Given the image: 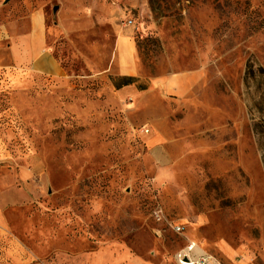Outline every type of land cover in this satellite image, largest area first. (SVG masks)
Returning <instances> with one entry per match:
<instances>
[{
    "label": "rangeland",
    "instance_id": "rangeland-1",
    "mask_svg": "<svg viewBox=\"0 0 264 264\" xmlns=\"http://www.w3.org/2000/svg\"><path fill=\"white\" fill-rule=\"evenodd\" d=\"M36 15L68 77L21 90ZM191 242L264 264V0H0V264H180Z\"/></svg>",
    "mask_w": 264,
    "mask_h": 264
},
{
    "label": "crops",
    "instance_id": "crops-1",
    "mask_svg": "<svg viewBox=\"0 0 264 264\" xmlns=\"http://www.w3.org/2000/svg\"><path fill=\"white\" fill-rule=\"evenodd\" d=\"M58 6L59 9L56 16L59 22L62 23L63 14H61V11L64 10L66 12V8H63V5ZM82 18L83 21H86L84 20L85 17H81V19ZM40 20L41 18H39V21ZM42 20L44 25V23L47 21V15L45 12L42 14ZM32 21L35 22L34 19H32ZM54 31L55 28L50 26L46 29V31L43 30L42 35L40 32H36L35 29H33L32 33L29 35L27 43V61L25 64L18 66L20 72L17 75L16 82L19 89L29 90L36 87L52 85L55 82L68 77L66 70L56 58L55 52L52 48V42L55 38ZM118 43L120 47L125 50L124 57L126 63L116 72H112L115 80L118 82L117 77L124 76L134 78L140 77L139 65L132 42L122 37L119 39ZM82 65L88 67L89 69L85 75L81 76L85 80L88 79L90 81L99 77L101 78L108 73V70L97 71L93 69L86 56L83 58ZM135 85V81H132V83L122 85L119 88L124 86L135 87ZM208 264H217V261H210Z\"/></svg>",
    "mask_w": 264,
    "mask_h": 264
},
{
    "label": "built area",
    "instance_id": "built-area-1",
    "mask_svg": "<svg viewBox=\"0 0 264 264\" xmlns=\"http://www.w3.org/2000/svg\"><path fill=\"white\" fill-rule=\"evenodd\" d=\"M132 19L125 20L124 24L132 23ZM196 243L191 242L183 250L177 254L178 262L180 264H208L210 261H217L215 257L209 256L205 253H195Z\"/></svg>",
    "mask_w": 264,
    "mask_h": 264
},
{
    "label": "bare ground",
    "instance_id": "bare-ground-1",
    "mask_svg": "<svg viewBox=\"0 0 264 264\" xmlns=\"http://www.w3.org/2000/svg\"><path fill=\"white\" fill-rule=\"evenodd\" d=\"M39 18H38V15L35 16V30L36 32H39L40 31V26L41 24L39 23ZM195 253L196 254H199V253H205V250L203 248H201L199 245L196 244V247H195ZM206 254V253H205ZM211 256V255H209ZM217 264H221L220 261L217 260Z\"/></svg>",
    "mask_w": 264,
    "mask_h": 264
},
{
    "label": "trees",
    "instance_id": "trees-1",
    "mask_svg": "<svg viewBox=\"0 0 264 264\" xmlns=\"http://www.w3.org/2000/svg\"><path fill=\"white\" fill-rule=\"evenodd\" d=\"M136 78L134 77H127V76H124L122 78H120V80L118 82H115V86L117 88L121 87L122 85H126V84H129V83H132V81H134ZM140 89H145L146 86H139Z\"/></svg>",
    "mask_w": 264,
    "mask_h": 264
},
{
    "label": "water",
    "instance_id": "water-1",
    "mask_svg": "<svg viewBox=\"0 0 264 264\" xmlns=\"http://www.w3.org/2000/svg\"><path fill=\"white\" fill-rule=\"evenodd\" d=\"M58 9H59V6H58V5H55V6L53 7L54 15H55V13L58 11Z\"/></svg>",
    "mask_w": 264,
    "mask_h": 264
}]
</instances>
